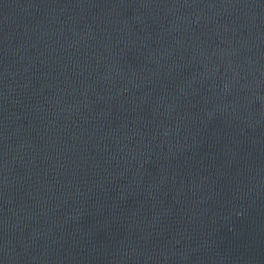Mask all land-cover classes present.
Segmentation results:
<instances>
[{
    "label": "water",
    "instance_id": "obj_1",
    "mask_svg": "<svg viewBox=\"0 0 264 264\" xmlns=\"http://www.w3.org/2000/svg\"><path fill=\"white\" fill-rule=\"evenodd\" d=\"M0 264H264V0H0Z\"/></svg>",
    "mask_w": 264,
    "mask_h": 264
}]
</instances>
